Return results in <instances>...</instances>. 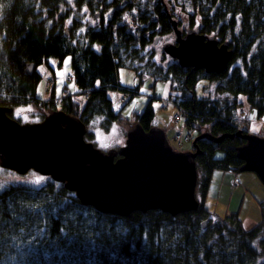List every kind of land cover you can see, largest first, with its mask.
Here are the masks:
<instances>
[{"label":"trees","instance_id":"obj_1","mask_svg":"<svg viewBox=\"0 0 264 264\" xmlns=\"http://www.w3.org/2000/svg\"><path fill=\"white\" fill-rule=\"evenodd\" d=\"M84 1L78 0L79 3ZM126 1H107L103 9L102 2L96 0V6L101 11L96 13L92 10V14L98 20L88 27L80 23L84 29L74 39L63 25L71 17L67 0H0V105L16 108L23 103L36 102L35 107L41 114L35 121L43 119L47 112L62 109L78 116L87 126L98 121L101 129L108 131L121 120L108 92H133L134 96L139 91V87L130 88L121 84L118 69L125 66L133 69L140 79L145 75L153 76L151 87H155L160 79L169 78L176 96L181 98L180 102L191 108L190 117L204 118L196 127L197 133L207 125V130L214 136H228L236 129L227 120L241 115L240 121H249L255 114L258 119L264 115V60L258 58L254 63L248 57L256 37L264 38V0H241L240 11L245 10V15L250 17L246 21L250 26H246L245 21H241V25L249 35L238 29L237 13L240 11L235 0L196 2V7L201 8V19L206 24L203 33L214 34L220 43L227 40L234 50L231 60L235 66L230 67V60L224 74L181 69L174 62L166 65L165 62L161 63L163 57L153 59L150 47L156 46L153 43L155 38L165 37L171 32L161 1L155 0L154 4V0H148V7L136 8V13L129 11L132 22L125 19L122 12ZM62 3L67 5L66 9L62 8ZM255 15L261 19L259 25L252 27ZM77 17L80 14L75 12L74 18ZM68 55L72 58L73 69V73H68L74 78H67L59 94L55 87H45V91H51V97L42 100L36 92L40 79L36 66L51 57L58 58L62 63ZM30 62L34 63V71L29 75L25 68ZM160 73L165 76L158 78ZM204 77L214 81L216 99H199L195 94V83ZM70 82L76 83L85 95L83 106L74 100L68 90ZM66 87L67 94L64 93ZM239 94L247 97L255 114L250 111L249 117H246L243 109L239 108L242 113L236 110ZM61 96L63 98L60 99ZM155 116L154 108L149 103L130 125L139 122L144 129H148L155 122ZM237 122L234 120L238 125ZM176 125L182 126V123ZM242 131L247 132L248 129ZM86 133V141L95 138L92 131L87 130ZM241 142L243 139L240 137H228L218 144L208 139L198 141L203 150L196 158L201 171L202 197L207 195L214 170H239L242 160L236 158L235 147ZM186 143L190 144L191 141ZM218 150L224 153V157L215 156ZM46 189L8 186L0 190V256L8 248L16 247L19 240L29 249L24 264H212L213 260L223 264H245L247 249L251 251L249 254H256L247 244L248 239H255L264 226L263 214L261 224L244 230L238 213H232L230 218L220 223L224 224L223 231L237 234L246 242L244 245L233 244L232 253H224L220 257L211 252V246L205 241L200 243L191 238L189 228L180 235L172 257L167 258L161 238L162 226L175 217L156 209L145 213L134 211L122 218L79 203L74 193L63 188L62 183L57 189ZM68 195L72 199L69 205L63 199ZM27 200L29 206L20 208ZM200 206H203L202 199ZM190 212L194 216L198 211ZM188 213H184L187 224L196 228V221ZM233 225L236 227L232 230ZM31 241L35 244L33 247L29 244Z\"/></svg>","mask_w":264,"mask_h":264},{"label":"water","instance_id":"obj_2","mask_svg":"<svg viewBox=\"0 0 264 264\" xmlns=\"http://www.w3.org/2000/svg\"><path fill=\"white\" fill-rule=\"evenodd\" d=\"M167 11L174 31L173 41L161 49L181 69L224 74L234 50L214 35L200 33L197 25L185 33ZM158 41V37L155 38ZM34 63L26 64L30 75ZM13 106L0 105V167L23 174L33 170L72 191L81 204L99 212L126 217L134 211L160 210L176 216L197 211V156L203 153L198 141L216 144L225 138H241L235 156L239 171H254L264 184V136L243 132L214 136L209 130L196 135L193 150L174 149L165 129L156 125L144 129L136 122L127 128L124 143L109 150L85 140L87 125L78 116L54 109L40 121L18 122ZM207 220H201L205 228ZM213 223L211 227H213Z\"/></svg>","mask_w":264,"mask_h":264},{"label":"rangeland","instance_id":"obj_3","mask_svg":"<svg viewBox=\"0 0 264 264\" xmlns=\"http://www.w3.org/2000/svg\"><path fill=\"white\" fill-rule=\"evenodd\" d=\"M107 1L111 0H99V2H102L101 4L103 5V9L105 8ZM131 1L134 3V7H131V9L129 10L127 9L124 14V16L127 15L130 18V12L136 13V8L144 9L149 6L148 0ZM197 1H201L203 3L205 0H168L166 5L167 7L171 5L174 9L182 10L186 19L191 20L194 23V18H196V20H201L200 13L196 11ZM217 1L221 2V0ZM235 2H238V5L236 7L238 8L237 10L240 11L239 6L241 5L242 1L235 0ZM67 4L68 8L71 11V17L67 18L64 21L63 25L68 28L70 33L73 34L74 39H77L78 35L82 33L81 29H84V25L81 26L80 23H85L86 27H88L90 24H93L98 19L97 16H93L92 10H94V12L96 13H99L101 9L97 8L96 0H85L83 3H79L78 0H67ZM61 6L63 9L67 8V5L64 3H62ZM75 12H78L80 14V17L74 18ZM173 15L174 18L182 16V14L180 15L178 13H173ZM237 18H239L238 29L243 31L241 21L246 22L249 17L245 15L244 10L243 12L240 11L237 13ZM253 19L254 21L252 23V27H255L257 24L259 25V19L261 18L258 19V17L255 15V18L253 17ZM243 33L249 35V33L246 31H243ZM210 35L213 34L211 33ZM263 47L264 38L256 37L255 41L252 43L251 46L252 51L248 54V57H251L254 63L258 61V58L264 60ZM150 52L153 54V59H159V57H162V54L159 53V45L151 46ZM69 58L70 60L67 66L69 69L68 72L71 71V73H73V69L71 67L72 58L69 55L62 60V63L59 62L58 58L51 57L48 58L47 62H42L38 66H36L35 70H37L40 75L39 83L36 89L37 96L39 98L49 99L51 97V91L47 92L44 90L47 79H55L56 87L59 88L60 91H63L65 86L63 79L68 72L63 77L59 76L57 73L63 72L65 70L64 61ZM162 60L163 61H161V63H164V57ZM231 61L232 62L230 64V67H234V61ZM53 62L55 63L53 64ZM122 72L123 78L121 75ZM164 76L165 75H163L162 73L158 74V78H163ZM118 77L123 86L130 88L139 87V91H137L138 93H136L134 96H131V99H127L126 101H123L121 99V94L119 91L108 92V95L112 100V106L114 110H116V112L120 113L121 120H119L118 123L113 124L108 131L101 129L98 121L89 124L88 130L95 133V138L93 139L94 141L91 140V142L94 143L97 148H101L104 151L109 150L112 147H119L120 136L123 132L122 130L126 131V127L129 126L132 121H134L136 115H140V113L145 110L146 106L151 103V106L152 108H154L156 114L154 118V123L157 122L156 125H158V127L162 129L164 128L166 130L167 139L169 140L172 146L177 147L175 141L172 140V137L177 132V130L181 128V125L177 126L172 121L171 116L173 115L175 107L169 105L168 107H166L165 110L162 109L160 111L159 109V100L162 97H168L172 93H177L171 86V80L169 78L160 79V81L157 82L155 87H151L154 82L153 76L145 75L143 79H140V77L135 74L133 69L125 66H122L118 69ZM70 84H74V87H68V90L71 94H73L74 100L78 101L80 105L83 106L86 102L85 95L82 93V90H80L79 86L76 83L70 82L69 85ZM195 85V94L199 99L205 97L211 98L212 100L216 99L217 94L215 93V84L214 81H212L210 78H200L195 83ZM141 89H145V91H141ZM164 89H166L167 95L164 94ZM154 96H156L157 98H153ZM35 104L36 102H32V104L23 103L21 105H17L16 108L13 109L12 113H10V115L20 123L25 121H35L40 117L41 114L40 111L35 107ZM237 104L238 108L236 110H238L239 108L243 109L244 115H246V117H249L250 111L255 114L254 109L252 110L250 108V104L248 103L247 97L244 94H239L237 96ZM117 105H119V108H117ZM25 117H27V119H25ZM251 117L252 118H250L249 121L245 120L244 123H241V125L246 126L248 129L247 132L249 133L251 132L258 136H264V115L261 116L260 119L257 118L256 114L255 117L254 115ZM113 129H115V132L113 131ZM101 141L107 143L109 147H102ZM190 147L191 143H185L183 147H177V149L185 150ZM215 156L224 157V153L218 150L215 153ZM197 171L199 174V181L201 171L199 170L198 166ZM37 177H44V179L41 180L39 183H35ZM235 177L240 180L239 183L234 182L233 179ZM210 181L211 182L208 188L209 190H207V195L205 197H202V193L200 191L201 184L197 185L195 193L197 199H202V207L209 214H212L215 218H217L215 219L213 217L212 219L215 221L214 225L221 226L220 221H226L228 218H230L232 213H238V219L240 223H242V227L244 228V230H251L252 228H254V226H257L262 223V216L264 214V184L258 178L256 172L239 171L235 169H219L213 171ZM0 183H2L5 187L12 186L16 189L19 187H24L30 188V190H36V188L43 190H45L46 188L57 189V187H59V185L61 184V182H56L53 180V178L49 176H43L36 171L34 172L33 170H30L24 173L23 175L3 167H0ZM14 197L18 198L16 195ZM63 199L68 203L67 205L72 203V199L69 195ZM61 204H63V201L61 202ZM67 205L66 207H68ZM26 206H29L28 200L24 204H22L20 208H24ZM29 208L33 209V207ZM188 215L193 217L196 221V228H192V226L187 224V215H184V213L172 216L175 217V219L167 220V222L164 223L162 226L163 228L161 238H163V246L168 255L167 258L172 257V252L175 249V246H177V242L179 241L180 235L182 234V232L189 228L191 232V238L196 239L200 243L205 241L207 245L211 246V252L218 254L220 257H223L224 253H232L233 244H236L238 246V243L239 245H244L246 243L245 241L243 242V240H241L237 236V234H227L225 230L223 231V229H221L220 231V229L218 228V231L216 232V227L210 229L207 226L206 228H203L200 225V222L202 220V216H200L201 214H194V216H192V213L190 212L188 213ZM216 220H218L219 223ZM235 227L236 225H233L232 230ZM258 233L259 234L255 237V239H248L247 244L252 247L253 252H255L256 254H249V252L251 251L247 249V261L245 262V264H264V226ZM220 239L223 241L221 242ZM29 244H31L32 247L35 245L34 241H31ZM15 245L16 247L8 248L7 251L0 256V264H24L28 256L27 253L29 249L27 250V245L19 240L16 241ZM212 264L223 263L213 260Z\"/></svg>","mask_w":264,"mask_h":264},{"label":"flooded vegetation","instance_id":"obj_4","mask_svg":"<svg viewBox=\"0 0 264 264\" xmlns=\"http://www.w3.org/2000/svg\"><path fill=\"white\" fill-rule=\"evenodd\" d=\"M161 1V5H162V10L165 12V14H166V17L168 18V13H167V11L164 9V4H165V7H166V9L169 11V13L171 14V16L172 17H174V15H173V13H178V14H182V16H179L178 18H175V20H177L178 21V28L179 29H181V31H183V33H185L186 31V29L187 28H195L197 25H200V27H199V30H200V32L202 33V32H205V26H206V24L204 23V20L203 19H201V20H196V18H194V23L191 21V20H188V19H186V17L184 16V14H183V11L182 10H178V9H174L171 5H169L168 7H167V1L168 0H160ZM197 11V10H196ZM250 18V17H249ZM167 21H168V19H167ZM247 21V20H246ZM170 23V22H169ZM170 26H171V24H170ZM216 26H220V25H216ZM246 26H250V24L249 23H247L246 22ZM174 31H172V26H171V32L169 33V35H167V36H165V37H160L159 36V38H158V41H155L154 40V44L157 46V45H159V53L160 54H162V57H164V62H165V64L166 65H170L172 62H174V60L173 59H170L169 60V58H168V56L162 51V49H161V46H162V44H163V42H170V41H173V38H174ZM229 47L230 48H232V46H231V44H229ZM263 49H264V47H263ZM199 182V181H198ZM199 184H200V182H199ZM199 200V199H198ZM200 201V200H199ZM200 207H202V206H200ZM198 212H197V214H201L200 216H202V220H207V223H206V225L208 226V228H214V227H216L217 228V230L216 231H218V228L220 229V231H221V229H223V226H224V224H221L222 225V227L221 226H219V225H214L215 224V221L214 220H212L213 219V215L212 214H209L203 207L200 209V210H197ZM215 218V217H214ZM215 219H217V218H215ZM213 223V227H211V224ZM206 226V227H207ZM205 227V228H206ZM226 227V226H225ZM238 236V235H237Z\"/></svg>","mask_w":264,"mask_h":264},{"label":"built area","instance_id":"obj_5","mask_svg":"<svg viewBox=\"0 0 264 264\" xmlns=\"http://www.w3.org/2000/svg\"><path fill=\"white\" fill-rule=\"evenodd\" d=\"M68 79H71L72 76L71 74L67 75ZM63 98V96L60 97V99ZM42 102V101H41ZM163 107L171 104L174 105V107H177V111L173 114V119L175 121V123H182V127L181 131H179L178 133L175 134L173 140H176L179 144H185L186 142H190L192 141V137H193V133H194V128L191 124V120H192V116L190 117L191 113L190 110L186 109L185 107H182L178 104V100L176 98V96L170 97L169 99H165L163 101ZM240 118L241 119V115L236 116L234 119L231 118L229 120H227V123H229V125H232L235 127L236 130H238L239 128H241L242 126H240V124L238 123L235 124L234 120ZM235 183H238L239 180L238 178H234Z\"/></svg>","mask_w":264,"mask_h":264},{"label":"clouds","instance_id":"obj_6","mask_svg":"<svg viewBox=\"0 0 264 264\" xmlns=\"http://www.w3.org/2000/svg\"><path fill=\"white\" fill-rule=\"evenodd\" d=\"M127 11V10H126ZM125 13V12H124ZM131 16V15H130ZM128 17V16H127ZM174 18V17H173ZM175 19V18H174ZM128 20L130 21V22H132L133 21V18L131 17H128ZM201 33V32H200ZM203 33V32H202ZM214 35V34H213ZM212 35V36H213ZM178 66V65H177ZM179 67V66H178ZM180 68V67H179ZM68 74H71V73H67L66 74V77H67V75ZM71 76H72V78L71 79H73L74 78V75H72L71 74ZM120 92V94H121V99L123 100V101H126L127 99H129V97H131L132 96V93L133 92H130V93H126V92H121V91H119ZM172 95L173 96H176V94H174V93H172L171 95H169L168 97H162L159 101H160V106H159V108H161V109H166V107H168L169 105H171V104H169V105H167V106H165V107H163V101L165 100V99H169L170 97H172ZM176 98H177V100H178V104L180 105V106H182V107H185L186 109H188V110H190L191 108L190 107H186L184 104H182L180 101V99L181 98H179L178 96H176ZM42 100H44V99H42ZM173 107H174V105H172ZM177 111V107H175V110H174V112H173V114L175 113ZM239 113H242V110L241 109H239V111H238ZM12 113V112H11ZM46 114H49L48 112L46 113ZM236 117V116H235ZM234 117V118H235ZM171 118H172V121L175 123V121H174V119H173V115L171 116ZM193 119H194V122H193ZM42 120V119H41ZM38 121H40V120H38ZM202 121H204V118H201L200 116H195V118H193V116H192V120H191V124H192V126H193V128H194V133H193V137H192V141H191V147L190 148H188L189 150H193V147H192V142L194 141V138L196 137V135L197 134H199V133H201V132H199V133H197V125H199V122H202ZM237 123H239L240 124V126H242L241 125V123H244V121H240V118H238L237 119ZM26 122V121H25ZM175 124H177V123H175ZM153 125H155V123H153ZM157 126V125H156ZM207 126V125H206ZM206 126L205 127H203V129H201L202 130V132L203 131H206L207 130V128H206ZM182 127V126H181ZM206 128V130H204ZM164 129V128H163ZM239 129H241V130H244V129H247V127L246 126H242L241 128H239ZM238 129V130H239ZM87 130H88V126H87ZM181 130H183V129H181L180 128V130H177V132L176 133H178L179 131H181ZM195 130H196V134H195ZM238 130H236V131H238ZM166 131V130H165ZM175 133V134H176ZM175 134H174V136H175ZM219 135V134H218ZM125 136H126V134H125ZM174 136L172 137V140H173V138H174ZM173 141H175V143H176V146L177 147H179V148H181V147H183L185 144H179L176 140H173ZM171 144V143H170ZM120 147V146H119ZM177 147H175V146H173V148L174 149H177ZM115 148H117V147H115ZM177 150H180V149H177ZM182 151H186V150H183V149H181ZM200 176H201V173H200ZM235 178H237V177H235ZM234 180V179H233ZM199 182H200V178H199ZM199 182H198V184H199ZM235 182V181H234ZM239 182H240V180H239ZM238 182V183H239ZM201 183V182H200ZM72 192V191H71Z\"/></svg>","mask_w":264,"mask_h":264},{"label":"snow or ice","instance_id":"obj_7","mask_svg":"<svg viewBox=\"0 0 264 264\" xmlns=\"http://www.w3.org/2000/svg\"><path fill=\"white\" fill-rule=\"evenodd\" d=\"M85 11H86V9H85ZM125 19H128L127 15L125 16ZM81 31H83V29H81ZM69 60H70V58L64 61L65 70H64L63 72H58L57 74H58L59 76L63 77V76L69 71V69H68V67H67L68 64H69ZM54 63H55V62H53V64H54ZM121 75H122V78H123V72L121 73ZM97 83L99 84V82H97ZM68 87L73 88V87H74V84H73V85H69ZM59 91H60V89L58 88V89H57V93H59ZM141 91H145V89H141ZM163 91H164V94L167 95V91H166V89H164ZM157 106H158V105H157ZM117 108H119V105H117ZM29 110H30V109H29ZM18 114H19V113H18ZM25 119H27V117H25ZM113 131L115 132V129H113ZM101 146L104 147V148L109 147V145H108L107 143H104L103 141H101ZM17 179H19V178H17ZM43 179H44V177H37L35 183H39V182H40L41 180H43ZM4 187H5V186H4L2 183H0V190H2Z\"/></svg>","mask_w":264,"mask_h":264},{"label":"bare ground","instance_id":"obj_8","mask_svg":"<svg viewBox=\"0 0 264 264\" xmlns=\"http://www.w3.org/2000/svg\"><path fill=\"white\" fill-rule=\"evenodd\" d=\"M125 3H127V5H125V8L123 9V11L122 12H125L127 9H128V7H130V6H132V7H134V3L131 1V0H128V2H125ZM196 9H197V11L199 12V13H201V8H199L198 6L196 7ZM204 34H207V33H204ZM64 84H65V82H67V77L65 76L64 77ZM55 79L53 80H50V79H47L46 80V85H45V87H46V89H48L50 86L52 87V84H54L55 83ZM65 92V94H67V92H68V90H67V87L65 88V90H64ZM64 93H62V94H64Z\"/></svg>","mask_w":264,"mask_h":264},{"label":"crops","instance_id":"obj_9","mask_svg":"<svg viewBox=\"0 0 264 264\" xmlns=\"http://www.w3.org/2000/svg\"><path fill=\"white\" fill-rule=\"evenodd\" d=\"M53 87H55V91H57V87H56V81H55V83L52 85ZM60 92V91H59ZM59 94V93H58ZM153 98H157L156 96H154ZM151 104V103H150ZM160 109V111L162 110L161 108H159ZM157 123V122H156ZM156 123H155V125H156ZM173 123V122H172ZM158 126V125H157ZM168 126V125H167ZM123 132H122V134H121V136H120V144H122V143H124L123 141H124V139H125V134H126V131L125 130H122ZM209 185H210V183H209ZM208 188H209V186H208ZM209 190V189H208Z\"/></svg>","mask_w":264,"mask_h":264}]
</instances>
